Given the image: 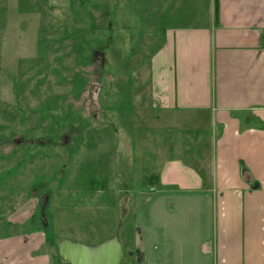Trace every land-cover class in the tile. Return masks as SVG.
I'll use <instances>...</instances> for the list:
<instances>
[{
    "label": "crops",
    "instance_id": "obj_1",
    "mask_svg": "<svg viewBox=\"0 0 264 264\" xmlns=\"http://www.w3.org/2000/svg\"><path fill=\"white\" fill-rule=\"evenodd\" d=\"M176 2L162 8L160 27L140 25L154 33L153 54L122 90L127 148L150 171V188L135 178L125 196L138 192L124 215L136 226L137 260L264 264V0ZM182 7L186 22L164 23ZM0 215V264H47L36 254L44 230L20 235Z\"/></svg>",
    "mask_w": 264,
    "mask_h": 264
},
{
    "label": "rangeland",
    "instance_id": "obj_2",
    "mask_svg": "<svg viewBox=\"0 0 264 264\" xmlns=\"http://www.w3.org/2000/svg\"><path fill=\"white\" fill-rule=\"evenodd\" d=\"M163 1L0 0V214L20 235L44 230L36 254H48L47 264H70L62 238L98 245L113 236L121 264H139L136 226L124 217L138 192L125 196L135 178L149 189L150 171L127 148L131 115L121 97L153 54L154 33L140 25L160 27L162 8H176ZM185 15L179 8L164 23Z\"/></svg>",
    "mask_w": 264,
    "mask_h": 264
},
{
    "label": "water",
    "instance_id": "obj_3",
    "mask_svg": "<svg viewBox=\"0 0 264 264\" xmlns=\"http://www.w3.org/2000/svg\"><path fill=\"white\" fill-rule=\"evenodd\" d=\"M48 197L44 199L43 208L48 205ZM47 225V219L45 218ZM60 256L70 264H121L124 250L118 236H113L98 245H87L69 238L59 242Z\"/></svg>",
    "mask_w": 264,
    "mask_h": 264
}]
</instances>
